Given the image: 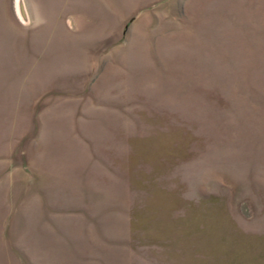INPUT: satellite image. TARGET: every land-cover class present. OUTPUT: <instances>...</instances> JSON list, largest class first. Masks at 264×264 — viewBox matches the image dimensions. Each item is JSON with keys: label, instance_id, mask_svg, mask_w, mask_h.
<instances>
[{"label": "rangeland", "instance_id": "1", "mask_svg": "<svg viewBox=\"0 0 264 264\" xmlns=\"http://www.w3.org/2000/svg\"><path fill=\"white\" fill-rule=\"evenodd\" d=\"M0 0V264H264V0Z\"/></svg>", "mask_w": 264, "mask_h": 264}, {"label": "crops", "instance_id": "2", "mask_svg": "<svg viewBox=\"0 0 264 264\" xmlns=\"http://www.w3.org/2000/svg\"><path fill=\"white\" fill-rule=\"evenodd\" d=\"M14 1V0H13ZM24 1V4H25V7H26V10H27V15H28V18H30V16L31 15H29V8H28V6H29V2H28V0H23ZM41 1H43L44 2V4H45V6L47 7V8H50L51 6H52V0H41ZM69 1H71V0H69ZM63 2H64V0H63Z\"/></svg>", "mask_w": 264, "mask_h": 264}]
</instances>
